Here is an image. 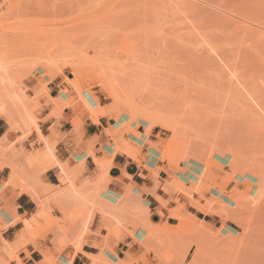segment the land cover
Returning a JSON list of instances; mask_svg holds the SVG:
<instances>
[{"label":"rangeland","instance_id":"1","mask_svg":"<svg viewBox=\"0 0 264 264\" xmlns=\"http://www.w3.org/2000/svg\"><path fill=\"white\" fill-rule=\"evenodd\" d=\"M49 83L65 128L105 116L96 165H158L159 212L43 197L0 264H264V0H0V112L39 129Z\"/></svg>","mask_w":264,"mask_h":264},{"label":"crops","instance_id":"2","mask_svg":"<svg viewBox=\"0 0 264 264\" xmlns=\"http://www.w3.org/2000/svg\"><path fill=\"white\" fill-rule=\"evenodd\" d=\"M56 86L49 83L48 93L39 99V129H29L25 119L0 112V246L12 242L22 229V222L14 223L13 219L30 218L43 197L58 217L75 209L87 210L104 200L119 201L125 210L123 196L126 186L131 185L152 214L159 212L155 196L162 193L160 186L155 187L158 165H138L123 152L114 154L111 165H96L87 151L95 138L103 139L105 116L98 122L86 118L80 132L65 128L71 124L74 111L65 107L59 121L52 116L61 106ZM155 201L158 204L152 206ZM85 259L78 254L73 264L88 263Z\"/></svg>","mask_w":264,"mask_h":264},{"label":"bare ground","instance_id":"3","mask_svg":"<svg viewBox=\"0 0 264 264\" xmlns=\"http://www.w3.org/2000/svg\"><path fill=\"white\" fill-rule=\"evenodd\" d=\"M1 112L7 114V111L5 110V107H2ZM7 115H8V114H7ZM74 191H75V189H74ZM76 191H77V190H76ZM79 193H80V192H79Z\"/></svg>","mask_w":264,"mask_h":264}]
</instances>
